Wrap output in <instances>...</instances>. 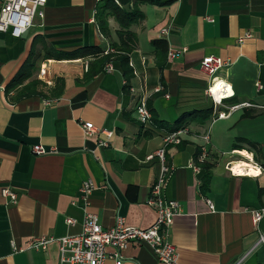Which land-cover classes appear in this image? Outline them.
<instances>
[{"label":"crops","instance_id":"0c3cea01","mask_svg":"<svg viewBox=\"0 0 264 264\" xmlns=\"http://www.w3.org/2000/svg\"><path fill=\"white\" fill-rule=\"evenodd\" d=\"M114 1L144 13L130 26L137 47L128 90L118 62L85 78L98 55L113 51L119 27L110 18V35L99 31L100 0H47L21 36L0 31V264H67L56 240L46 249L30 248L29 241L80 233L85 210L104 228L116 216L150 226L156 211L147 199L162 167L155 153L183 112L208 107L213 114L205 124L188 123L182 141L165 147L163 194L181 207L170 229L177 252L172 264H236L247 253L240 264H264V241L257 244L264 233V174L233 176L225 168L232 151H247L264 166V0ZM156 39H165L168 51L182 50L174 58L167 52L162 68ZM210 56L223 61L214 76L230 89L219 110L248 103L218 119L208 94L212 77L200 69ZM33 81L38 84L19 95ZM142 97L151 112L146 124L136 112ZM82 121L98 131L85 136ZM208 129L207 177L198 155ZM35 145L47 152L34 153ZM87 179L95 188L84 201L80 188ZM6 188L16 202L3 195ZM124 254L126 264H167L145 243H131Z\"/></svg>","mask_w":264,"mask_h":264},{"label":"built area","instance_id":"2783aa9c","mask_svg":"<svg viewBox=\"0 0 264 264\" xmlns=\"http://www.w3.org/2000/svg\"><path fill=\"white\" fill-rule=\"evenodd\" d=\"M47 0H0V31L11 32L13 36L19 37L32 26L34 17L37 14L42 15L40 10L45 6ZM241 40V39H240ZM182 50H169V58H174ZM223 61L219 57H205L200 62V69L206 72L211 78V85L208 89L209 96L213 99L215 106L216 116L213 119L223 118L229 115L231 111L238 109L242 105H248V103H242L238 105H232L229 108V112L219 110V106L222 105V100L229 96V87L226 82L221 78L219 83H222L221 87L216 85V76L214 73L223 66ZM107 70H112L111 63L106 65ZM46 73L44 66L40 69V77ZM257 87L260 89L262 86L257 83ZM216 90V92H215ZM221 104V105H220ZM136 112L138 119L141 123L146 124L151 120V112L147 105V99L142 97L139 99L136 105ZM81 127L85 136L94 135L98 129L89 122L82 121ZM209 131L208 129L203 136L205 144L200 146V154L198 159L203 162L208 154L209 143ZM189 132L187 127H180L179 129L169 132L164 137V145L159 149L155 155L162 162L161 173L158 176L156 182L153 184L147 204L152 206L156 211L155 221L148 227H137L128 225L125 218L116 216L114 224L109 228H104L100 221L99 216L95 213L85 210L82 221V231L78 234L64 235L59 238L38 236L33 237L29 241L28 247L46 249L47 245L56 240L59 244V259L61 263L67 264H105L107 260H111L113 264H126L127 257L124 254L125 249L131 243H145L152 249L153 253L160 262L172 264L176 261L177 252L176 246L171 241V226L176 216L181 212L180 203L177 200L168 199L164 196L163 191L167 184L168 168L164 165V153L165 147L169 144H178L182 141V137ZM108 136L111 132H107ZM100 146H107V141H100ZM33 152L36 154H44L47 150L42 145H35ZM234 157L228 160L225 164V168L233 176H256L264 174V166L257 163L252 155L244 151H232ZM152 157V156H151ZM247 161L251 164L255 173H251L249 170L244 172H237L234 170V164ZM194 167V166H193ZM249 168V167H245ZM198 172L199 168L194 167ZM95 184L91 179L85 180L80 188V198L87 201L88 196L94 190ZM5 197H9L10 201L16 202L17 194L10 188H6L3 191ZM209 206L212 204L207 200ZM263 215V211H255L253 221L258 222ZM67 224H74L75 219L71 217L66 218ZM264 233H261L257 244L263 243ZM14 250H19L16 245H13ZM21 249V248H20ZM248 255H243L236 264H240L244 258Z\"/></svg>","mask_w":264,"mask_h":264},{"label":"trees","instance_id":"16d2710c","mask_svg":"<svg viewBox=\"0 0 264 264\" xmlns=\"http://www.w3.org/2000/svg\"><path fill=\"white\" fill-rule=\"evenodd\" d=\"M149 1L154 2L153 0ZM143 17L144 13L138 6H133L132 8H124L119 6L114 0H100L97 5L95 14V20L97 22L99 31L105 36L110 35V18H114L119 27L115 31L116 36L114 42L112 43L113 51L108 52L107 54L98 55L97 58L89 64L88 71L85 75L86 79H89L105 70L107 64L111 62H118L119 67L122 71V75L126 81L124 89L128 90L130 88L129 82L133 77V69L130 66V54L137 47V35L130 29V26L135 22L141 20ZM153 47L157 65L159 68H162L164 66L168 52L167 42L165 39H156L153 41ZM25 77H27V74H24V78ZM36 84H38V82L33 81L32 83H30V85L23 87L24 89L22 88L18 92L19 95L27 94L31 91L32 85L35 86ZM12 86L15 87L16 84H12L10 87ZM58 93V91L55 92V95H57ZM212 114L213 107L195 109L191 112H183L177 120L178 126L172 127L169 131H175L179 129V127H183L190 122L205 124L211 118ZM202 167L206 170L205 176L208 177V168H210V165L203 162Z\"/></svg>","mask_w":264,"mask_h":264},{"label":"bare ground","instance_id":"6f19581e","mask_svg":"<svg viewBox=\"0 0 264 264\" xmlns=\"http://www.w3.org/2000/svg\"><path fill=\"white\" fill-rule=\"evenodd\" d=\"M219 77H216V85H215V89L217 87H221L222 83H219ZM216 92V90H215ZM244 154H247V151L243 152ZM245 167H249V168H245ZM234 170L237 172H244L246 170H249L251 173H255L254 169L252 168L251 164L248 163L247 161H241L238 162L236 164H234Z\"/></svg>","mask_w":264,"mask_h":264},{"label":"rangeland","instance_id":"374dc122","mask_svg":"<svg viewBox=\"0 0 264 264\" xmlns=\"http://www.w3.org/2000/svg\"><path fill=\"white\" fill-rule=\"evenodd\" d=\"M213 77H214V75H213Z\"/></svg>","mask_w":264,"mask_h":264}]
</instances>
